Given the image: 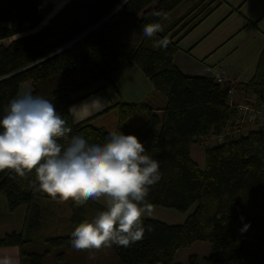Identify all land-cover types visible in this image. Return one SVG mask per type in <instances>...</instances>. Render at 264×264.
I'll return each mask as SVG.
<instances>
[{"label": "trees", "instance_id": "1", "mask_svg": "<svg viewBox=\"0 0 264 264\" xmlns=\"http://www.w3.org/2000/svg\"><path fill=\"white\" fill-rule=\"evenodd\" d=\"M190 1L68 0L47 25L32 32L53 12L51 0H0V41L11 39L7 46L0 45V116L20 86L29 84L25 87L33 94L54 103L72 129L69 136L104 143L110 132L87 121L72 123L69 108L83 98L74 99V95L95 88L100 91L103 88L98 87L118 70L135 65L163 105L114 106L116 131L135 135L146 153L160 162L161 179L147 198L151 206L178 213L193 211L180 225L143 219L146 228L150 225L153 230H146L144 238L128 248L113 245L117 264H180L174 262L177 251L196 242L210 247L204 264H264V117L242 135L204 145L203 170L189 154L192 144L202 145V140L220 133L237 114L220 83L185 76L174 65L179 42L227 2L196 0L183 15L166 20ZM157 11L166 13V18L153 15ZM150 23L163 27L151 39L141 35L143 25ZM165 36L170 41L167 48L154 47ZM232 88L244 92V102L264 113V50L254 78ZM34 177V172L22 179L11 170L0 171V194L6 197L10 212L22 205L35 206L42 221L46 224L55 218L53 226L60 231L62 218L75 228L105 209L93 200L83 206L53 200L33 190L29 180ZM64 207L69 213L63 212ZM245 224L249 227L241 231ZM50 233L54 235L50 246L72 248L67 230L61 232L63 236ZM24 243L22 234L12 233L0 240V247ZM187 264H197L196 258L189 257Z\"/></svg>", "mask_w": 264, "mask_h": 264}, {"label": "clouds", "instance_id": "2", "mask_svg": "<svg viewBox=\"0 0 264 264\" xmlns=\"http://www.w3.org/2000/svg\"><path fill=\"white\" fill-rule=\"evenodd\" d=\"M153 15L166 18L162 11ZM162 31L160 23H150L143 25L141 35L151 39ZM169 43L165 36L154 47L166 49ZM71 132L52 101L23 88L0 116V171L11 170L22 179L34 172L29 180L34 191L53 200H71L75 206L104 199L105 209L71 232L76 251L128 248L141 241L146 230H153L142 218L152 211L147 198L161 179L160 162L146 153L135 135L112 131L106 142L93 143L81 135L69 136ZM0 264L15 261L4 255Z\"/></svg>", "mask_w": 264, "mask_h": 264}, {"label": "crops", "instance_id": "3", "mask_svg": "<svg viewBox=\"0 0 264 264\" xmlns=\"http://www.w3.org/2000/svg\"><path fill=\"white\" fill-rule=\"evenodd\" d=\"M263 50L264 0H227L179 42L173 62L185 76L202 77L215 81L219 78L224 79L225 82L220 85L226 91L232 89L233 92L229 98L235 104H240L237 103L238 97H244L245 93L234 90L232 87L236 84H246L254 78ZM107 84L108 86L100 85L98 88H103L100 91H95L97 90L95 88L92 91L74 95V99L83 98L69 108L73 124L87 121L93 127L105 129L109 125L104 119L109 117L113 121L112 126L115 125L117 130L118 111L114 106L139 105L146 102H151L154 108H160L163 105V100L153 93L151 83L133 64H127L114 73ZM72 108L73 110L70 111ZM115 111L117 118L112 114ZM192 145L189 149L190 156L192 153L196 154ZM65 202L63 204H66ZM60 210L61 208L57 211ZM63 212L69 213V209L64 207ZM40 213L35 206L26 205L10 212L6 197L0 194V240L16 233L22 234L25 242L22 247H0V256H12L15 264H80L85 262L84 254L80 253L70 254L72 263H66V253L77 251L66 246L53 247L48 242L54 236L50 231L58 232V235L63 236L61 232L67 230L66 236H71L74 230L71 224L68 226L67 220L62 218L61 230L56 231L58 228L53 226L56 219L49 220L50 222L46 225ZM85 251L92 253L93 262L106 264L109 258L105 256L109 252L112 253V247L83 250ZM54 254L58 256L59 263L53 260ZM103 259L105 262L102 261Z\"/></svg>", "mask_w": 264, "mask_h": 264}, {"label": "rangeland", "instance_id": "4", "mask_svg": "<svg viewBox=\"0 0 264 264\" xmlns=\"http://www.w3.org/2000/svg\"><path fill=\"white\" fill-rule=\"evenodd\" d=\"M68 0H51V3L53 5V12L32 32H35L39 30L41 27L47 25L48 21L67 3ZM196 0H191L188 3L182 4L180 7H178L174 12H172L168 18L166 19L167 21H172L181 15H183L186 10L190 7L192 2ZM260 27V26H259ZM11 42V39H6L0 41V45L7 46ZM29 84H23L20 86V91L23 89V87L27 86ZM104 85H107V82L104 83ZM89 90H84V91H79L75 95H79L81 93H85ZM245 97V96H244ZM244 97H238L237 103H244ZM113 115L116 116L117 118V112H113ZM108 116V115H107ZM106 121V124L109 126H106V130L109 132L115 131L116 126H112L113 121L109 117L104 119ZM256 124H244L242 127V132L246 133L249 131L251 128H255ZM206 144H200V143H195L192 145V147L196 150V154H191V159L192 161L198 166L200 170H203L205 168V158H204V149ZM211 145V144H210ZM97 203L101 204L102 206L105 207V201L103 198L96 200ZM193 211V208H191L187 213H178L172 209H165L161 207H152V211L150 213H145L144 217L142 219H152V220H157L163 223H166L168 225H180L184 222L185 218L187 215H189ZM84 254L85 262H82L80 264H97V262H93V255L92 253H87L86 251H77L74 253L73 251H69L66 253L65 257V262L66 263H72L71 257H69L70 254ZM106 254V253H105ZM111 255V256H110ZM210 255V247L206 242H196L192 244L190 247L185 248V249H180L177 251V253L174 256V262L175 263H180V264H187L188 263V258L189 257H195L197 260V264H204L203 259L207 256ZM109 258L108 262L106 264H117V259L115 258L113 252L112 253H107L105 258ZM53 260L59 263L57 261L58 256L56 254L53 255ZM84 261V260H83ZM104 261V259L102 260ZM105 262V261H104Z\"/></svg>", "mask_w": 264, "mask_h": 264}, {"label": "built area", "instance_id": "5", "mask_svg": "<svg viewBox=\"0 0 264 264\" xmlns=\"http://www.w3.org/2000/svg\"><path fill=\"white\" fill-rule=\"evenodd\" d=\"M216 81L218 83L225 82V80L222 78H219ZM232 92V89L226 92V98L228 97L226 100L230 107L236 108V118L233 122L225 125L220 133L212 134L204 141L202 140V142L206 143V145L220 144L226 137L242 135V127L244 126V124H252L255 121H261L264 117V113L262 110H257L251 105L246 104L245 102L240 104H235L234 102H232V100L229 98Z\"/></svg>", "mask_w": 264, "mask_h": 264}]
</instances>
